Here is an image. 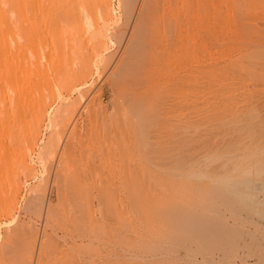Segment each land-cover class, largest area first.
Returning a JSON list of instances; mask_svg holds the SVG:
<instances>
[{"label":"rangeland","instance_id":"rangeland-1","mask_svg":"<svg viewBox=\"0 0 264 264\" xmlns=\"http://www.w3.org/2000/svg\"><path fill=\"white\" fill-rule=\"evenodd\" d=\"M77 1L69 0L64 3L65 11L60 8L52 11L48 9V5H44L41 7V12H46L45 15L42 13L44 19L38 17L40 12L37 11L40 9L37 13L33 10L29 12L36 19L39 18V23L44 20L46 24L40 27L38 41L25 46V66L33 68L36 64V70L29 77L30 81L26 78L28 82L24 96L26 99L28 96L34 99L37 97L41 103L33 104L34 99L26 100L24 97L26 102L20 106L22 110L13 106L7 109L8 122L6 121L5 126L11 138L7 139L6 144H9V149L20 151L18 154L21 161L19 158L15 159L16 173L12 176L15 182L11 188L15 199H7L6 203L0 201V264H134L133 228L136 219L128 187L139 183L141 178L163 180L175 177L173 164L175 166L178 157L176 147L179 146V135L176 136L178 132L174 125L179 122L177 113L180 107L178 101L181 82L178 79L182 76L179 55L182 9L179 0H169L174 4L170 5L171 8L177 9H174V17L169 16V5L164 8L168 0H110L112 16L109 14L107 18V15H102L103 20L99 18L90 29L87 28L89 23L86 26L83 15L78 18L71 33L77 37V41H52V20L59 21L62 16L60 21L64 23L63 19L73 17L72 14L78 13L77 11L99 4L97 1L95 4L93 0H79L80 4ZM83 1L89 6H84ZM153 5L156 7H151ZM77 7L79 10L76 11ZM48 11L56 13L49 14ZM146 12L147 14H143ZM251 14L247 17L252 21L246 17L241 24L248 23L249 25L245 23L246 33L249 32L253 39H258L264 36V12ZM54 17L58 18L55 20ZM155 17L168 25L166 30L161 31L169 33L172 29L169 35L160 31L152 36L153 31L148 27L151 22L147 20L153 21ZM138 19L140 23L144 21L149 24L144 27L143 22L141 28L136 25L139 23ZM158 19L155 18V21L159 22ZM233 21L240 24L238 14L236 16L235 13ZM234 22L231 34L233 37L228 38L223 33H218L215 37L213 27L205 30L200 22L198 40L203 38L200 43H207L205 46L210 50L215 49L223 39L229 43L230 40L231 43L235 42L240 36ZM48 26L50 29H47ZM27 29L32 30L30 27L26 31ZM174 30L177 31V36ZM89 31L90 36L93 34L92 37H88ZM172 32L173 35H170ZM175 37L176 40H173ZM95 38L99 43L93 40ZM154 38L159 43V55L154 47ZM131 43L138 44L136 46ZM146 43H153L154 52L151 55H154L151 58ZM30 50H36L35 54ZM72 53L76 55L70 61L69 55ZM126 57L129 59H125ZM123 59L126 62L129 60L130 64H124ZM76 70L82 77L74 81L69 89H59L57 82L65 77L64 74L76 73ZM30 82L38 92L28 84ZM30 91L33 92L29 94ZM138 96L143 99H140L141 106L138 105L140 102L135 103L139 101ZM149 98L157 99L156 103L152 102L155 108L149 102L151 108L144 109V104L148 106L146 100ZM135 106L152 115L149 117L140 113ZM143 121L148 122L149 126ZM74 188L81 190V194L87 197L80 206L72 204L73 197L78 192ZM2 191L7 194L10 190L3 187ZM14 226L18 227L16 231ZM261 235L264 238V232ZM152 238L157 251L152 252L153 254L150 251L137 254L152 260L153 264L216 263L217 255L213 256L209 243L196 239H191V242L183 240L188 244L181 249L163 238ZM187 246H191V249ZM254 247L249 253L250 258L260 254L257 246ZM258 264H264V261Z\"/></svg>","mask_w":264,"mask_h":264},{"label":"bare ground","instance_id":"bare-ground-1","mask_svg":"<svg viewBox=\"0 0 264 264\" xmlns=\"http://www.w3.org/2000/svg\"><path fill=\"white\" fill-rule=\"evenodd\" d=\"M68 1L0 0V201H5V203L7 199L11 198L12 201L15 199V194L11 188L12 183L15 182L12 176L16 173L14 172L16 170L15 159L20 157L18 154L20 151L9 149V144L7 143L8 146L6 144L7 139L11 138V134L7 132L8 128L5 126L6 121L8 122L7 109L11 106L18 109L26 102V96H24L26 85L30 81L29 77H32L34 70H36V64L33 68H26L25 66V46L27 43L38 41L40 27L46 24L44 20L41 23L37 20L41 17L44 19L43 15L46 13L41 12V7L48 5V9L52 11L57 8L65 11L63 7ZM84 1L83 4L86 6L87 3L85 4ZM94 1L95 4L96 1L99 4L82 11H77L80 6L77 7L76 11L78 13L74 12L73 17L63 19L64 23L60 21L62 16H60L59 21L56 20L58 17H54L56 21L52 20L50 22V27H52V32L50 31L52 38L50 39L58 41V43L65 40H68L69 43L70 41H77V37L72 36L71 33L75 29L78 18L82 15L85 18L86 26L89 23L88 29L99 18L103 20L102 15H107V18L109 14L112 16L113 8L109 3L110 0ZM170 1L173 2V0ZM77 2L80 4L79 0ZM169 3L168 0V3L164 4V8L169 5L167 7L169 16L174 17L177 9H175L176 7L175 10L171 8L174 4ZM179 3L182 9V38L179 45L182 76L181 79H178L181 82L179 89L180 101H178L180 103L177 102L180 105V107L178 106L179 113H177L179 114V117H177L179 122H175L174 125L178 132L176 136L179 135V141H177V138L174 139L179 144L176 147L178 148V153H176L178 157L175 166L173 164V176L175 177L163 180H156L155 178L153 180L141 178L140 180L138 178L139 183L128 187V196L130 194L136 219L133 228L134 264H153L152 260L142 257L143 255H138L142 251H150V253L157 251L152 236L163 238L171 245L181 249L182 246L188 244L183 240L191 242V239H196L202 241V243H209L213 256L217 255L215 264H223L224 262L228 264H258L260 261H264V238L261 235L264 232V36L253 39L250 36L251 33H246V22L244 24H241V22L243 23V20L251 13L264 12V0H195V2L194 0H179ZM61 5L63 6L60 7ZM81 6L83 8L82 4ZM151 7H156V5ZM67 8L66 10H68ZM39 9L40 11H37ZM30 10L40 12L41 16L38 13L39 18L36 19L34 14H29ZM48 12L49 14L52 13ZM157 12L156 15H159ZM42 13L44 14L42 15ZM235 13L236 16L238 14L240 19L238 25L233 21ZM143 14H147V12ZM142 18L140 19L144 20ZM155 18L158 19V17ZM155 18L153 19L154 22L146 19L147 22L152 24L144 21L145 24L140 23V19H138L137 22L139 23L136 25L141 27L143 23L146 27L145 25L149 24L147 26L153 31L152 36H155L161 30H166V26H168L164 20L158 19L159 22L157 20L156 22ZM164 18H167V16ZM247 19L250 18L247 17ZM200 22L205 30L208 27H213L215 37L216 34L223 33L227 38L233 34L234 22L240 37L232 43L230 39V43L228 40L223 39L222 42H218L219 44L215 49H207V43H200L203 38L200 41L198 40L200 31L198 24ZM26 24L32 30L28 31L27 29L26 31V28H29L26 27ZM50 27L47 29H50ZM167 28L170 29V27ZM173 29L176 28L173 27ZM170 30L172 31V29ZM174 32L177 36V31L174 30ZM174 32L170 35H173ZM161 33L169 35L165 31H161ZM258 35H260L259 32ZM92 36L93 34L90 36L89 31L88 37ZM252 36L254 35L252 34ZM215 37L214 39H216ZM93 40L97 41L96 38ZM155 40L154 38L156 44L154 47L157 51L159 43ZM173 40H176V37ZM131 44L137 46L138 43ZM70 45L73 46L74 44ZM152 45L153 43L148 44V54L150 55L154 52ZM150 50H152L151 53ZM32 52L35 54L36 50ZM157 54L159 55L158 51ZM75 55V53L69 55L70 61ZM174 56L178 55L174 54ZM125 59L129 58L126 57ZM128 62L123 63L127 65ZM64 75L65 77L57 82L59 89L62 87L69 89L74 81L82 77L77 74V70L76 73H65ZM26 78H28L27 82ZM28 84L34 88L31 82ZM34 89L38 92V89ZM32 92L30 91L29 94ZM151 95L153 97L152 92ZM27 99L33 100L34 98L28 96ZM140 99L142 98L139 97V101L134 102H140L139 105L142 102ZM156 100L147 99L148 106L143 103L145 105V107L143 106L144 109L151 108L149 102L155 108L154 103H156ZM153 101L154 103H152ZM40 103L37 97L33 100V104ZM136 109L139 110L137 107ZM150 110L153 111V109ZM139 111L150 117L151 113H148L147 110ZM146 112L147 114H145ZM159 112L162 113V111ZM155 114L153 113L154 116H156ZM137 116L134 115V117ZM139 119L142 120L143 117ZM176 123L178 124L177 127ZM17 133L22 132L17 131ZM142 139L144 140V138ZM159 157L161 158V156ZM20 158L19 161H21ZM144 182L158 183L146 184ZM3 187H8L10 191L4 194ZM80 191L78 190L73 197V205L80 206L85 201L83 199H87ZM11 194L13 195L11 196ZM14 227L16 228V226ZM17 229L18 227L15 231ZM11 236L13 237V235ZM8 238L11 237L8 235ZM190 244L192 245V243ZM254 246H257L260 254L257 255L258 257L250 258L249 253L252 249H255ZM187 248L191 249V246H187ZM157 256L159 255H154V257Z\"/></svg>","mask_w":264,"mask_h":264}]
</instances>
